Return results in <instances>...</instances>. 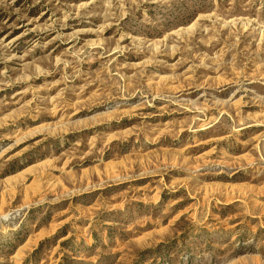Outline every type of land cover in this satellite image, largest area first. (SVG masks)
Returning <instances> with one entry per match:
<instances>
[{"label": "rangeland", "instance_id": "1", "mask_svg": "<svg viewBox=\"0 0 264 264\" xmlns=\"http://www.w3.org/2000/svg\"><path fill=\"white\" fill-rule=\"evenodd\" d=\"M0 264H264V0H0Z\"/></svg>", "mask_w": 264, "mask_h": 264}]
</instances>
